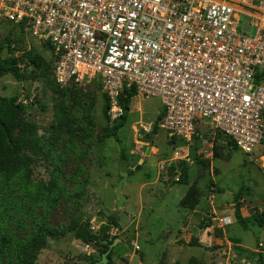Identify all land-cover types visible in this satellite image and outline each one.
Instances as JSON below:
<instances>
[{
    "label": "built area",
    "instance_id": "2783aa9c",
    "mask_svg": "<svg viewBox=\"0 0 264 264\" xmlns=\"http://www.w3.org/2000/svg\"><path fill=\"white\" fill-rule=\"evenodd\" d=\"M1 24L49 51L55 83L98 86L110 123L120 97L160 98L162 114L140 130L155 124L184 145L171 144L160 171L186 159L205 122L246 154L264 140V0H0Z\"/></svg>",
    "mask_w": 264,
    "mask_h": 264
},
{
    "label": "rangeland",
    "instance_id": "374dc122",
    "mask_svg": "<svg viewBox=\"0 0 264 264\" xmlns=\"http://www.w3.org/2000/svg\"><path fill=\"white\" fill-rule=\"evenodd\" d=\"M8 31L7 26L0 25V42ZM9 32L19 52L4 49L0 57H16L23 78L17 81L9 72L0 76V96L17 97L24 105V119L35 126L41 141L48 135V127L54 119V106L61 99L62 92L66 91L64 100L68 104L78 95L86 93L93 92L97 97L89 114L76 106L70 107V114L76 118L78 126L74 139L63 137L66 147L58 145L51 153L52 158L38 155L30 161L33 181L30 187L34 184L47 185L54 179L56 190L38 198V203L34 202L35 196L11 191L7 200L9 217L6 218V228L10 229L13 237L24 240L41 222L54 229L65 228L72 218L88 223L90 230L97 233L108 219L115 217L117 226L112 225L107 231L110 239L124 236L127 231L132 233L111 250L116 248L122 253L133 254L129 264H172L173 256L181 263L188 259V264H191L193 257H199V264H214L220 245H214L208 252L200 250L195 244L184 247L169 245L179 234L182 224L197 231L202 222L207 223L206 216L202 220L195 215L193 226L197 229L190 227L179 202L186 187L204 188L205 195L210 193L211 187H226L227 193L232 190L231 187H252L255 189L252 190L254 203L264 208V141L252 153L246 154L205 122L194 135L193 143L185 149L188 183L175 181L171 179L169 169L160 171L158 168V164L172 157L173 153V146L166 140L165 133L160 130L148 137L140 130L141 124L155 123L162 114L160 98H143L140 95L131 98L125 122L117 133L119 141L107 138L99 142L98 137L106 124L102 115L103 94L100 88L81 83L61 85L55 83L50 74L38 76V70L28 65L20 53L32 45L48 61L49 51L37 45V41L27 33ZM88 100L83 96L78 102L87 103ZM148 147L151 150L146 155ZM25 151L29 153V150ZM140 158L144 160L135 170ZM120 171L127 172V177L121 189L125 200L118 206L116 186L121 179ZM142 194L146 195L145 198ZM142 201L143 210L140 209ZM167 230L171 232L168 239L162 235ZM228 230L247 253L249 249L256 248L258 240L264 242V224L260 226L252 219L246 229L233 223ZM135 231L137 235H134ZM226 237L230 241L233 239L228 232ZM100 249L96 244H84L73 239L71 233L50 236L35 264H90L92 258L99 257ZM16 263L15 256L10 254L7 264ZM119 264L124 263L120 261ZM235 264L241 263L237 261Z\"/></svg>",
    "mask_w": 264,
    "mask_h": 264
},
{
    "label": "trees",
    "instance_id": "16d2710c",
    "mask_svg": "<svg viewBox=\"0 0 264 264\" xmlns=\"http://www.w3.org/2000/svg\"><path fill=\"white\" fill-rule=\"evenodd\" d=\"M12 32V30H9ZM0 42V56L4 49L8 52H19V48L15 46L14 39L10 32ZM25 57L26 63L32 65L35 70H38V76H51L50 65L47 59L34 46H29L27 50L21 51L20 56ZM22 59V58H21ZM6 72L11 73L17 81H21L23 75L17 65V58L1 59L0 57V76ZM103 94V93H102ZM67 95L66 91L62 92L61 99L55 104L54 119L48 127V135L41 141V137L37 135L35 126L28 123L23 116L24 105L17 100L16 96L3 97L0 96V264H7V258L13 254L17 260L16 264H35L37 256L41 249L46 244L50 236H65L71 233L72 238L81 241L84 244H96L101 249L99 257L92 258L90 263H94L101 258V254L108 248L103 244V240H108L111 243L116 237L109 238L107 231L112 225L117 226L115 217L108 219L106 225H102L97 233L90 230L89 224L81 222L77 218H72L65 228H52L44 222H41L28 237L24 240H19L12 236L10 229L6 228V218L9 217V204L7 200L11 191L17 190V194H26L35 196L34 202L38 203V198L48 194H52L56 190L57 183L54 179L49 181L47 185L34 184L31 179L30 161L35 156L41 155L46 158H52L51 153L58 145L61 148L66 147V141L63 138L67 137L72 140L77 136L76 133V118L70 114V107L76 106L77 109L89 114L97 97L91 93L85 95H78L70 104L65 103L64 97ZM88 97L87 103H79L82 97ZM131 96L127 98L120 97V103L124 109V114L119 121L110 123L107 117V110L109 107L108 99L105 94L102 95V115L106 120L103 127V133L98 137L99 142H103L107 138H113L117 142L118 131L123 126L127 112L129 111ZM78 128V127H77ZM157 126L154 128L148 137L157 133ZM167 140V139H166ZM176 146H182V141L176 137L167 140ZM264 141V140H263ZM262 141V142H263ZM235 146L232 140L228 141ZM236 147V146H235ZM237 148V147H236ZM25 150H29L27 154ZM180 170L179 182L183 184L188 183L187 164L185 161H180L177 165H172L169 170V175L174 176L176 170ZM243 187H241L235 194V201L239 199L242 194ZM9 192V193H8ZM200 191L198 187H189L186 194L180 201V205L185 209H193L198 203ZM235 214L238 223L247 228V220L240 214V205L235 203ZM252 219L258 224L263 225L264 218L262 213L253 212ZM203 227H207L208 223H201ZM110 255L107 256V263L110 264ZM256 264H264V256L261 252L253 254Z\"/></svg>",
    "mask_w": 264,
    "mask_h": 264
},
{
    "label": "crops",
    "instance_id": "0c3cea01",
    "mask_svg": "<svg viewBox=\"0 0 264 264\" xmlns=\"http://www.w3.org/2000/svg\"><path fill=\"white\" fill-rule=\"evenodd\" d=\"M141 187V192H142ZM189 187H186L185 192L181 196L179 202L182 200L184 195L186 194L187 190ZM200 191V197L198 200V203L193 209H185L186 212V218L188 222H190V227H194L197 229L195 226H193V216L198 215V218L201 217L203 220L204 216H206V221L208 223L207 227H203L201 225L198 230H194L189 228L188 226H185V223L182 224L179 227V234L175 236V238L170 242L169 245L173 246H180L184 247L190 244H195L200 250L208 252L214 245H220V247L217 249V253H215L216 261L214 264H225L227 261L232 259V257L235 255L236 258H233L231 260V264H235V262L240 261L241 264H243L245 261H256L253 257V254L256 252H261L264 256V242L262 241H257L256 242V248L249 249V253L245 252L241 246L240 241L232 236L229 232V228L231 224L233 223H238L236 214H235V203H239L240 205V214L244 219L247 220V227L249 220L252 219L253 212L255 210L251 209H260L258 210L259 213L263 214L264 218V208L260 207L258 204H255L253 201V196H252V190H255L252 187H243L242 194L239 197L237 201H235L234 197L237 191L241 188H234L231 187L232 190L230 192H226V187H211V191L208 195H205L206 190L204 188L198 187ZM151 190V189H150ZM151 192V191H149ZM244 194V195H243ZM143 197L145 198L149 196V194L146 192L145 194H142ZM223 195V197H222ZM143 200V199H142ZM144 202L142 201L140 209L143 210ZM224 209V210H221ZM220 210L222 212H220ZM213 214L217 215H226L229 216L231 219V224L222 226L221 228H216L212 225L210 221V217ZM253 220V219H252ZM254 221V220H253ZM239 224V223H238ZM264 224V223H263ZM216 230V231H215ZM220 230V231H217ZM216 234H215V233ZM227 232L233 239L230 241L227 239L226 234ZM131 231H127L125 234L126 236L131 235ZM220 234V235H219ZM223 234V236H221ZM134 235H137V231L134 232ZM166 239L169 238V235H171V232L167 230L165 233L162 234ZM196 238V239H193ZM192 240L194 243H192ZM258 243H262L263 247L258 248ZM236 246V247H235ZM234 247L236 248L237 251H235ZM111 255H110V264H119L120 261H122L124 264H129V261L133 259V254H126L122 253L120 250H117L116 248L111 250ZM244 256V257H241ZM250 258L248 259V257ZM174 261H172V264H188V259L185 262H178L175 260L173 256ZM191 264H199L200 258L199 257H193L191 259ZM256 263V262H255ZM91 264V263H90Z\"/></svg>",
    "mask_w": 264,
    "mask_h": 264
},
{
    "label": "water",
    "instance_id": "95a60500",
    "mask_svg": "<svg viewBox=\"0 0 264 264\" xmlns=\"http://www.w3.org/2000/svg\"><path fill=\"white\" fill-rule=\"evenodd\" d=\"M145 154L146 155L150 154V147H148V149H147ZM143 160H144L143 158L139 159L138 165L134 168L135 170L139 169V166L142 164ZM119 175L121 176V179L119 180L118 185L116 186V194L118 196L117 205L121 206L123 204L124 200H125V197L121 195V189H122L123 183L126 181L127 172L120 171ZM125 238H126V235L121 236V237H117L111 243H109L108 240H103L102 243L106 244L108 246V248L101 254L100 260H98V261H96L94 263H91V264H106L107 261H108L107 256L110 253L111 249L117 243H121Z\"/></svg>",
    "mask_w": 264,
    "mask_h": 264
},
{
    "label": "bare ground",
    "instance_id": "6f19581e",
    "mask_svg": "<svg viewBox=\"0 0 264 264\" xmlns=\"http://www.w3.org/2000/svg\"><path fill=\"white\" fill-rule=\"evenodd\" d=\"M150 150H151V148H150Z\"/></svg>",
    "mask_w": 264,
    "mask_h": 264
}]
</instances>
